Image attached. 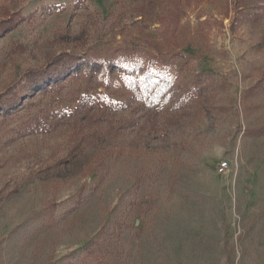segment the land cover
<instances>
[{"label": "rangeland", "instance_id": "374dc122", "mask_svg": "<svg viewBox=\"0 0 264 264\" xmlns=\"http://www.w3.org/2000/svg\"><path fill=\"white\" fill-rule=\"evenodd\" d=\"M72 58L131 74L33 91ZM148 75L193 101L121 111ZM10 106L0 264H264V0H0Z\"/></svg>", "mask_w": 264, "mask_h": 264}, {"label": "trees", "instance_id": "16d2710c", "mask_svg": "<svg viewBox=\"0 0 264 264\" xmlns=\"http://www.w3.org/2000/svg\"><path fill=\"white\" fill-rule=\"evenodd\" d=\"M13 26L12 22H9L4 30L10 29ZM56 65L57 71L54 73L49 71V76H47L46 80L42 79L40 82H38V84L35 82L33 91L38 90L40 93L43 91H49L54 86L61 84L65 77H71L86 71L91 72L94 77L104 76L106 78L115 72L121 74L125 73L126 76L129 73L131 74V72H127V70L122 68L120 65H109L95 61L90 62L86 59L77 60L72 58L70 61L65 60L63 63L59 62ZM61 65H63V68L59 69ZM126 88L128 100L121 104L119 109H121V111H136L135 113H137V115L140 113L142 115L147 113L149 118L151 117L150 113H152V111L163 114L166 112L168 107H171V105L179 109L180 106H187L191 101H193L190 92L176 88L174 81L168 76L158 78L148 75L133 79L131 81L127 80ZM16 103L18 104L19 102ZM12 109L13 106H10V108L1 107L0 111L2 113H6V111ZM115 109H117V107H115Z\"/></svg>", "mask_w": 264, "mask_h": 264}, {"label": "built area", "instance_id": "2783aa9c", "mask_svg": "<svg viewBox=\"0 0 264 264\" xmlns=\"http://www.w3.org/2000/svg\"><path fill=\"white\" fill-rule=\"evenodd\" d=\"M219 171H220L221 174L227 173V171H229V164H228V162H223L219 166Z\"/></svg>", "mask_w": 264, "mask_h": 264}]
</instances>
